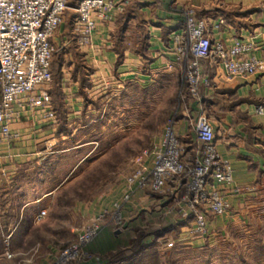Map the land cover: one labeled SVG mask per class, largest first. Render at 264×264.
<instances>
[{
	"label": "crops",
	"instance_id": "obj_1",
	"mask_svg": "<svg viewBox=\"0 0 264 264\" xmlns=\"http://www.w3.org/2000/svg\"><path fill=\"white\" fill-rule=\"evenodd\" d=\"M80 1L70 0L66 10L72 13L64 15L57 29L62 53L57 87L51 80L36 89L33 110L25 104L15 107L17 119L9 124L11 137L0 143L3 247L25 249L27 238L17 242L15 235L30 234L34 219L47 213L44 202L65 183L66 173L60 174L59 168L67 153L75 154L82 147L67 148V144L81 130L83 118L89 115L90 122L96 118L91 106L109 91H122L129 85L142 89L171 78L175 111L180 116L171 121L177 134L194 140L192 124L205 116L215 133L216 152L231 169V190L225 191L231 210L228 215L210 217L208 238L200 248H211V238L216 236L223 244H238L243 250L247 237L238 241L236 235L252 234L250 261L264 264V225L255 224L264 221V194L256 193L264 188V115L256 112L264 105V77L227 79L219 66L203 61V77L210 87L201 86L192 98L183 82L187 62L177 63L173 53V37L180 33L185 12L192 9L198 20L206 22L212 42L225 47L251 44L250 55L259 58L264 53V0H126L122 11L117 6L124 0H106L111 5L107 11L111 22L98 25L85 47L74 29ZM71 46L74 51L69 50ZM43 92L48 104L38 101ZM59 109L65 111L62 117ZM46 110L53 113L52 121L44 119ZM92 153L89 148L84 159ZM55 167L57 172L51 177L48 174ZM103 235L117 242L107 231ZM186 239L191 246L193 238ZM107 240L100 236L89 245L95 260L90 263L103 264L102 259L119 248V243L110 245Z\"/></svg>",
	"mask_w": 264,
	"mask_h": 264
},
{
	"label": "built area",
	"instance_id": "obj_2",
	"mask_svg": "<svg viewBox=\"0 0 264 264\" xmlns=\"http://www.w3.org/2000/svg\"><path fill=\"white\" fill-rule=\"evenodd\" d=\"M69 2L0 0V143L11 137L9 124L17 119L15 107L25 104L33 110L37 106L34 92L51 81L50 64L54 54L51 39L63 21ZM126 3L122 1L117 10L122 11ZM110 8L106 0L79 2L74 29L82 47L89 43L98 25L111 22L107 13ZM208 33L206 22L198 20L194 10L188 9L180 33L173 37L175 61L187 62L183 82L192 98L197 97L201 86L210 87L209 80L203 77V61L219 66L227 79L264 77V53L259 58L251 56L254 48L246 43L225 47L212 42ZM38 101L48 104L45 92ZM256 112L264 115V105L258 106ZM44 119L52 121L53 113L46 110ZM191 133L194 140H183L173 122L165 126L158 144L149 153L150 163L144 159L147 151L131 161L124 177L126 193L122 197L126 203L134 191L143 193L159 206L168 220L178 218L176 224L186 232L184 240L206 238L208 217L228 215L231 210L225 194L231 190V169L216 152V137L208 119L196 118ZM113 206L114 232L119 233L123 229L122 208ZM97 233L98 226L90 225L51 264H86L92 255L85 252V244Z\"/></svg>",
	"mask_w": 264,
	"mask_h": 264
},
{
	"label": "rangeland",
	"instance_id": "obj_3",
	"mask_svg": "<svg viewBox=\"0 0 264 264\" xmlns=\"http://www.w3.org/2000/svg\"><path fill=\"white\" fill-rule=\"evenodd\" d=\"M67 12L72 13L66 10L64 15ZM57 35L56 31L51 39L53 56L60 51ZM101 100L98 105L91 106L97 115L91 120L93 122H90L89 115L83 118L81 130L67 144V148L82 147L75 154L67 153L66 162L60 166V174L65 172L67 178L55 195L44 202L48 208L46 215L34 219L35 226L30 228L32 233L15 235L17 242L27 238L25 249L6 247L0 250V264H51L92 224L98 226V233L85 245H91L100 236L109 241L108 236L103 235L105 231L117 241H109L110 245L119 243V248H115L105 259L106 264H114L117 259L122 260L118 263L134 264L127 258L132 255V243L140 238L141 244H152L140 254L142 261L140 259L138 264H253L250 261L253 252L249 248L252 234L236 235L238 241L247 237V246L243 250L238 244H223V240H216V236L211 238V248H200L206 243L208 235L206 238L195 237L192 245L188 246L184 241L186 232H182L176 224L178 218L168 220L159 206L143 193L134 191L131 198L123 203L122 197L126 193L124 177L131 161L147 151L144 159L149 164V153L158 144L165 126L173 118L180 119L175 111L173 79L163 78L158 84L153 81L142 89L129 85L122 91H109ZM89 148L93 149V153L84 159ZM55 172L57 168L53 171L51 168L48 175L52 177ZM256 193L264 194V188L256 190ZM113 205L122 208L123 229L119 233L114 232ZM99 216L101 218L97 220ZM255 224L264 225V221L260 219ZM87 246L85 252H88ZM237 254L240 256L237 257Z\"/></svg>",
	"mask_w": 264,
	"mask_h": 264
},
{
	"label": "trees",
	"instance_id": "obj_4",
	"mask_svg": "<svg viewBox=\"0 0 264 264\" xmlns=\"http://www.w3.org/2000/svg\"><path fill=\"white\" fill-rule=\"evenodd\" d=\"M74 49H75V47H73V46H71L70 48H69V50L70 51H74ZM53 57V59H52V61H51V64H50V75H51V80L53 81V83H54V87L56 88L57 87V85H58V82H59V76H60V73H59V67H60V64H61V61H62V53H57V54H55L54 56H52ZM78 65V64H77ZM86 99V98H85ZM87 100V99H86ZM86 103H88V101L86 102ZM91 104V103H90ZM93 105H98V103H95V104H93ZM64 110H60L59 109V116L60 117H62L63 116V114H64ZM63 120V119H62ZM64 123V122H63ZM63 125H65V124H63ZM30 233H32V231L30 232ZM2 237H4L3 236V234H1L0 233V250H5V248L3 247V245H2ZM141 240H142V238H140L139 240H136L135 242H133L132 244H133V246H132V255H131V257H129V258H127V260L128 259H131V261L132 262H134V264H138L139 263V261H140V259H141V261H142V258H140V254H142V252L144 251V249H146L148 246H150V244H152V243H144V244H141L140 242H141ZM117 248V247H116ZM89 253H92V250H91V248H90V246L88 247L87 246V249H86ZM106 258H108V256H105L103 259H102V261H103V264H106L105 262V259ZM120 258V257H119ZM134 260V261H133ZM120 261H122L121 259H117V262L115 261V263L114 264H124V263H118V262H120ZM86 264H92V263H86Z\"/></svg>",
	"mask_w": 264,
	"mask_h": 264
}]
</instances>
